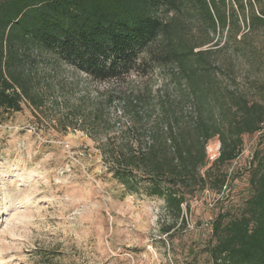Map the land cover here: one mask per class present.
Returning <instances> with one entry per match:
<instances>
[{"label":"trees","instance_id":"obj_1","mask_svg":"<svg viewBox=\"0 0 264 264\" xmlns=\"http://www.w3.org/2000/svg\"><path fill=\"white\" fill-rule=\"evenodd\" d=\"M257 28L264 29V0H0V109L43 102L33 92L42 62L107 80L141 57L139 66L161 74L160 99L150 107L139 94L115 92L126 111L145 110L148 119L132 126L137 146L112 147L110 172L126 193L163 199L175 220L170 231L180 218L186 225L190 198L225 186L222 166L239 156L244 134L264 126V100L238 87L234 58L253 65L257 50L242 43ZM99 110L82 117L97 111L98 118ZM216 137L220 151L209 165L207 145ZM249 182L240 212L213 222L210 264H264V151L253 157Z\"/></svg>","mask_w":264,"mask_h":264},{"label":"rangeland","instance_id":"obj_2","mask_svg":"<svg viewBox=\"0 0 264 264\" xmlns=\"http://www.w3.org/2000/svg\"><path fill=\"white\" fill-rule=\"evenodd\" d=\"M247 40L242 44L251 43L247 49L257 50L256 59L252 65L234 57L236 84L251 100H264V29ZM230 55L224 51L222 59ZM140 60L107 80L67 63L42 62L33 92L43 102L24 99L19 111L0 109V264H210L213 222L219 214H238L250 196L264 126L244 134L239 156L222 166L225 186L190 198L183 205L186 225L180 218L166 231L175 220L164 200L126 193L110 172L112 147L126 140L137 146L132 126L148 119L143 109L140 117L126 111L115 92L139 94L150 107L160 99L159 70L139 66ZM225 81L232 84L229 75ZM95 108L98 118L97 111L82 117ZM218 144L216 137L207 145L209 165Z\"/></svg>","mask_w":264,"mask_h":264},{"label":"built area","instance_id":"obj_3","mask_svg":"<svg viewBox=\"0 0 264 264\" xmlns=\"http://www.w3.org/2000/svg\"><path fill=\"white\" fill-rule=\"evenodd\" d=\"M218 152L220 151V144H218L217 148ZM219 155V154H218ZM218 157V156H217Z\"/></svg>","mask_w":264,"mask_h":264}]
</instances>
